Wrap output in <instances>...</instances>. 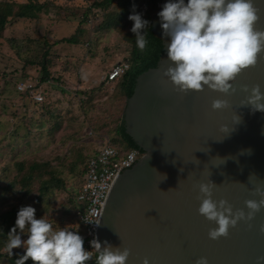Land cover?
<instances>
[{
  "label": "water",
  "instance_id": "95a60500",
  "mask_svg": "<svg viewBox=\"0 0 264 264\" xmlns=\"http://www.w3.org/2000/svg\"><path fill=\"white\" fill-rule=\"evenodd\" d=\"M166 2L150 20L153 34L163 43V54L156 68L138 76L122 115L126 133L147 154L128 175L123 173L139 160L118 172L96 238L102 246L107 241L128 248L127 264H143L145 258L149 264H195L200 257H206L208 264H264V209L249 223L230 228L226 238L213 241L208 232L217 225L199 215L197 199L198 185L210 180L217 185L213 200L228 201L233 211L247 213L244 202L261 199L253 192L257 187L264 191V112L241 107V102L253 85H260L264 92V52L254 67L237 76L233 94L223 95L206 86L201 92H179L163 76L169 66L166 45L170 38L163 33L158 13ZM254 4L260 17L255 27L264 31V0ZM245 86L249 93L241 90ZM150 94L157 101L153 106L144 103ZM216 99H225L230 106L213 111ZM138 107L145 108L148 117L160 112L152 132L133 127ZM237 116L240 123L234 124ZM222 125L229 128L228 134L221 132Z\"/></svg>",
  "mask_w": 264,
  "mask_h": 264
},
{
  "label": "rangeland",
  "instance_id": "374dc122",
  "mask_svg": "<svg viewBox=\"0 0 264 264\" xmlns=\"http://www.w3.org/2000/svg\"><path fill=\"white\" fill-rule=\"evenodd\" d=\"M48 1L51 5L46 13L34 19H13L0 38L1 186L18 181L15 165L21 161L48 163L66 186L77 185L76 174L82 166H76L75 173L71 171L76 155H92L105 140L112 139L113 128L123 115L124 102L114 97L115 79L107 76L114 65L129 57L130 44L117 32L92 36L91 41L77 45L60 42L76 33L87 9H91L89 21H99L101 10L92 5L101 0H38ZM117 9L115 4L108 8ZM42 61L55 80L40 82ZM84 92L93 96L92 106H80V101L86 99ZM43 104L58 110L60 119L56 122L60 126L55 131L51 128L55 122L49 123L41 116ZM114 145L122 147L120 142ZM19 193L22 195V188L17 184L8 195L0 192V209L10 203L9 195L18 197ZM68 195V190L52 189L45 196L46 207L35 202L28 205L36 209L37 219L45 216L54 227L63 228L74 224L63 215Z\"/></svg>",
  "mask_w": 264,
  "mask_h": 264
},
{
  "label": "clouds",
  "instance_id": "9594fccd",
  "mask_svg": "<svg viewBox=\"0 0 264 264\" xmlns=\"http://www.w3.org/2000/svg\"><path fill=\"white\" fill-rule=\"evenodd\" d=\"M258 12L254 0H188L187 3L168 0L158 13L163 33L170 38L166 45L169 66L163 76L184 94L201 92L205 86L223 95L235 93L233 85L237 76L254 67L258 56L264 52V31L255 27L260 19ZM128 19L133 22L131 32L135 35L136 46L143 51L148 43L145 29L149 22L135 12ZM241 90L249 93L247 86ZM211 106L213 111H218L230 105L225 99H216ZM248 106L253 112H264V92L260 85H253L246 100L241 102V107ZM233 122L240 123V117H235ZM220 130L229 133L227 125H222ZM246 151L251 152L250 149ZM216 186L211 180L200 183L197 196L199 215L217 225L208 232L213 241L226 238L230 228H236L240 222L249 223L264 209V191L259 187L253 195L261 199L246 200V213L243 209L233 211L226 200H213ZM83 221L100 224L90 218H83ZM78 229L79 225L56 228L45 216L37 219L34 207L22 206L15 226L7 235L5 251L12 256L13 249H24L15 264H25L29 259L33 264H86L94 257L95 264H127L131 255L128 248L114 247L107 241L102 246L98 238H94L90 242L92 251L85 250L84 238ZM22 235L28 238L22 240ZM143 264H149L147 258ZM195 264H208V259L200 257Z\"/></svg>",
  "mask_w": 264,
  "mask_h": 264
},
{
  "label": "trees",
  "instance_id": "16d2710c",
  "mask_svg": "<svg viewBox=\"0 0 264 264\" xmlns=\"http://www.w3.org/2000/svg\"><path fill=\"white\" fill-rule=\"evenodd\" d=\"M163 1L164 0L96 1L93 3L92 7L99 8L101 10V13L99 14V21H89L88 17L91 14V9H87L84 13V18H82L79 22L76 33L60 41L77 45L79 43L91 41L90 37L92 36L96 38L99 34H111L112 32L119 33L122 39L130 44L129 57L123 61L127 63L128 69L124 74L114 80L116 83L114 97L116 100L124 102V105L133 94L138 76L150 69L156 68L157 63L163 54V43L153 34L150 25L152 16L157 12ZM113 4L118 7V11L108 10V8H110ZM50 5L51 3L49 1L46 3H39L38 0H26V2L22 4L15 3L13 1H0V38L2 37L6 26L12 22L13 19L37 18L39 13H46ZM134 12L141 14L143 19L149 22L148 27L145 29V35L148 43L143 51L136 46L135 35L131 32L133 22L130 21L128 17ZM85 24H88L89 28L84 27ZM40 67L41 75L43 76L40 79V82H45L49 79H51V81L55 80L54 78H51L48 73L47 63L43 61L40 62ZM103 85H105V83H103ZM83 94L86 96V99L80 101V106H92L90 102L92 101L93 96L91 94L88 95L85 92ZM43 105L41 107V110L43 111V115H41L42 118H47L49 123L54 121L55 123L52 124L51 128L53 131L57 130L60 126V124L56 122L60 119L58 117L60 116L58 115V110L56 108H52L51 105ZM120 121L121 122L113 128L114 137L112 139H108V142L111 145L120 142L123 148L116 145L114 146L119 148L121 151L138 149L143 153L142 148L139 147L125 132L123 116L120 118ZM70 151L72 150L70 149ZM76 156L75 163H71V171L75 173V167L82 166L81 170L78 174H76L79 179L77 185H71L70 187L66 186L64 180L56 176L57 171L55 167L48 166V163H43L41 165L36 161H32L31 163H27L25 161L18 162L15 165L20 176L18 181L13 180L5 186L0 185V192H3L5 195H8L10 190H12L16 184L20 185L22 188V195H20V193L18 197L9 195L11 200L10 203L6 206V209H0V264H15V261L24 254V249L22 248L13 249L12 256H9L5 251L7 235L15 226V220L19 209L22 206H30L28 204L31 202H35L39 206L41 205L46 207L47 203L45 201V196L50 194L52 189L68 190L69 195L67 197V210L63 212V215L70 219L69 223H75V192L80 185L82 176L84 175L85 164L91 155L83 156L80 153ZM45 167H48V169L45 170ZM4 199L6 201L5 197ZM2 204L3 203H0V208H3ZM17 231L19 232V230ZM25 236L27 235H22L21 238L23 239ZM25 264H33V262L29 259L25 262ZM86 264H95V257L93 260L86 262Z\"/></svg>",
  "mask_w": 264,
  "mask_h": 264
},
{
  "label": "built area",
  "instance_id": "2783aa9c",
  "mask_svg": "<svg viewBox=\"0 0 264 264\" xmlns=\"http://www.w3.org/2000/svg\"><path fill=\"white\" fill-rule=\"evenodd\" d=\"M127 69V63H117L109 71L107 78L116 79ZM40 101L42 98L39 96L38 102ZM142 156L143 153L135 149L121 151L105 140L87 160L84 175L75 192L76 209L73 224L75 227L79 225L78 231L84 238L85 250L92 251L90 242L96 238L98 226L84 223L83 218L99 222L118 172L129 167L136 160H140Z\"/></svg>",
  "mask_w": 264,
  "mask_h": 264
},
{
  "label": "flooded vegetation",
  "instance_id": "af4514ba",
  "mask_svg": "<svg viewBox=\"0 0 264 264\" xmlns=\"http://www.w3.org/2000/svg\"><path fill=\"white\" fill-rule=\"evenodd\" d=\"M148 98H149V100L148 99H144L145 105L149 104V106H153V105H155L157 103L156 100H153L152 99L153 98V95L150 94V96H148ZM144 109H143V111L139 107L136 109V111L134 113V117H133V120H134V122L132 123L133 124V127H136L138 130H142L144 132L145 131L147 132V129H148V131L152 132L153 131V128H156L157 125L159 124V122H160L159 121V116L161 114L158 111V112H155L153 115L151 114V117H148V112L145 113L144 112ZM124 127H125V132H126L127 126H126V123L125 122H124ZM135 143L139 147L142 148V150H143V156H142V158H143L147 154V151L141 145H139L137 142H135ZM141 159L136 163V165L133 168H131L130 170L124 172L123 174L126 176L129 173H131L132 171L136 170L138 168V166H140L141 163H142V160Z\"/></svg>",
  "mask_w": 264,
  "mask_h": 264
}]
</instances>
